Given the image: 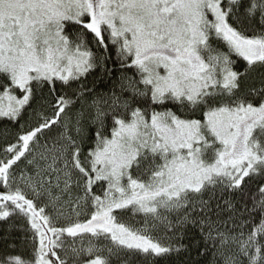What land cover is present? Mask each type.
<instances>
[{"label":"snow or ice","instance_id":"obj_1","mask_svg":"<svg viewBox=\"0 0 264 264\" xmlns=\"http://www.w3.org/2000/svg\"><path fill=\"white\" fill-rule=\"evenodd\" d=\"M0 264H264V0H0Z\"/></svg>","mask_w":264,"mask_h":264},{"label":"trees","instance_id":"obj_2","mask_svg":"<svg viewBox=\"0 0 264 264\" xmlns=\"http://www.w3.org/2000/svg\"><path fill=\"white\" fill-rule=\"evenodd\" d=\"M183 243H185V244L189 243V239L186 237V238L183 240Z\"/></svg>","mask_w":264,"mask_h":264}]
</instances>
